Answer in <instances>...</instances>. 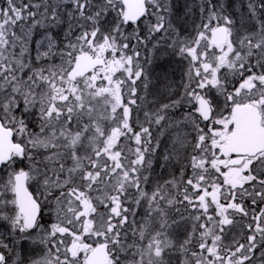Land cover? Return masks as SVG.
<instances>
[{
  "label": "rangeland",
  "instance_id": "rangeland-1",
  "mask_svg": "<svg viewBox=\"0 0 264 264\" xmlns=\"http://www.w3.org/2000/svg\"><path fill=\"white\" fill-rule=\"evenodd\" d=\"M124 1L21 0L13 11L0 7L16 25L13 34L0 28V118L25 150L0 170V224L21 225L10 197L18 173L46 214L61 222L53 233L61 245L37 244L34 236L22 248L23 236L15 262L35 247L28 264H84L94 239L111 229V264H264V188L243 199L235 216L226 215L214 204L220 190L206 192L215 184L209 171L219 152L203 147L207 132L198 125L179 130V120L173 129L169 119L184 100L190 106L184 121L195 122L201 87L203 101L218 108L216 101L228 100L220 80L249 82L255 70L264 80V0H218L213 11L210 0H144L146 15L135 25L127 22ZM220 28L228 32L224 43ZM82 56L101 58L106 67L73 79ZM172 130L168 146H156L154 139ZM181 133L192 139L184 171L188 137L183 141ZM259 163L264 171V157ZM165 187L169 192L160 194ZM77 225L74 254L66 233Z\"/></svg>",
  "mask_w": 264,
  "mask_h": 264
},
{
  "label": "flooded vegetation",
  "instance_id": "flooded-vegetation-1",
  "mask_svg": "<svg viewBox=\"0 0 264 264\" xmlns=\"http://www.w3.org/2000/svg\"><path fill=\"white\" fill-rule=\"evenodd\" d=\"M100 66L106 67L105 62L103 63L101 59H99L97 63V67L99 68ZM251 76L252 78H250L249 82H245V79H240L239 82L224 84L223 81L220 80L218 84L219 92L222 97L224 93H226L228 100L225 102L216 101V103H222V105L218 108H216V104L210 105L208 101H203V87H201V95L199 94L196 102V107L200 110V114L198 112L199 110H197L198 113L196 112L195 116L198 117L195 122L187 124L184 121L185 117L190 114V106L186 104L184 100L182 101V109L179 115H176V117H169L170 121L172 120V123L170 125H172L173 129L176 125V121L179 120L182 121V125H177L176 127H180L179 130L184 127L187 128L185 125L190 126L191 124H193L195 128L198 125L199 128H202V130L204 129L207 133L205 134V139L203 140L206 146L203 145V147L209 148L211 151L216 150L219 152L216 162L211 158V164L213 165L214 169L209 171L210 177L212 178L213 182H215V184L209 186L206 189V192L207 195L208 192L215 195L216 191L220 190L221 195L219 197L216 196L218 200L214 204L220 207H226L225 211L226 215L228 216H235L236 209L241 208L240 206L243 205V203L241 204V200L248 198L249 195L252 196V194L254 193L256 195L262 194L260 191H262V189L264 188V183L262 181L264 171L258 168V163L260 162L261 158L264 157V151L253 156L241 155L239 153H236V151L240 150L258 148L257 140H260L261 137L264 138V80L260 78L262 76L261 72H257L256 70L252 72ZM222 108H224V111H222ZM244 108L248 110L243 112L241 118L245 119L247 128L246 131H243L242 135L239 136V121L235 117V115L239 110ZM214 113H221L223 117H220L217 120L214 118ZM152 120L154 121L153 118ZM216 126H219L220 128ZM259 126L263 130V132H260L259 135H256L254 130L259 128ZM176 131L172 130L168 132L167 137L162 140L158 138L157 140L159 141H155L156 139H154V143H159L156 146L159 145L160 148L167 147L168 143L170 142L169 139L176 134ZM187 137L188 139L185 143V148L183 149L184 151L182 153V160H184V162L187 161L186 163H184L185 167L183 171L188 170V168L190 167L189 152L192 139L190 134ZM187 137L182 135L181 133V138L183 141H185ZM165 142L167 143L166 145ZM203 165H207V162L203 163ZM160 172L161 171H158L157 173L160 174ZM175 172L176 171L174 169V171L172 172H163V175H172ZM16 176L17 175L14 176L15 178L13 183V190L12 192H10V197L13 201V207L16 212V219H19L20 222L18 223H20L21 225L19 228L16 227L7 230L4 224H0V226L3 227V230L5 231L0 235V264H17L14 259V251L17 246L16 242L18 243L20 238L23 236L24 238H22V241L19 242L22 245V248L25 247L24 245H26V243L30 245L31 238L34 239L36 236L37 240L35 242L37 244L43 243L41 242V240L44 239L53 241L51 242L52 244L50 246H52L54 243L56 245H61L59 239L56 238L53 234L55 224L58 225L61 222L56 221L58 219L53 215H50L48 213L46 214L45 206L41 203L40 199L34 193L31 192L39 206V217L37 221L33 222L30 217H24L19 213L14 193ZM203 176H205L204 173ZM24 180L27 185V181L25 178ZM227 183H234V185H230ZM159 192L160 194H164L166 192H169V189L165 187L164 189H160ZM206 192H203V198H205ZM207 195V202L213 205V202L210 201ZM207 202L205 203L206 206ZM121 203L122 205L127 206L123 201V197L121 199ZM154 204H156V202H153L151 205ZM254 209L255 208L253 207L250 208L251 214L253 213V211H255ZM78 218L80 219L81 215ZM84 224H87V222H84ZM77 226L78 227H76L75 231L71 230L67 231L66 233V236L70 238H67L69 241L67 252L70 250L74 254L77 253V250L80 246L79 242L81 241V232L79 231V225ZM92 229L96 230L95 228ZM104 232L105 238L102 240L94 239L95 242L87 251V254L95 247L101 245L104 247L105 253L107 254L108 264H111V250L113 251L111 234L112 230L105 229ZM39 234L42 237H38ZM53 251L56 255L58 254L57 251ZM20 254L21 258L19 259L18 263L28 264L29 261H31L32 256L36 254L35 247H33L32 249H26L24 252H20ZM53 260L56 263L60 262L57 257H54Z\"/></svg>",
  "mask_w": 264,
  "mask_h": 264
},
{
  "label": "water",
  "instance_id": "water-1",
  "mask_svg": "<svg viewBox=\"0 0 264 264\" xmlns=\"http://www.w3.org/2000/svg\"><path fill=\"white\" fill-rule=\"evenodd\" d=\"M124 6L127 9V15L131 23H135L143 19L146 13V6L143 0H125ZM217 34L221 38V43L227 40V30L225 28H220ZM97 60L92 57H82L80 58L74 66L72 72V78H83L90 74ZM245 109L239 110L235 117L239 121L238 125V135H242L243 131H246V121L241 118ZM254 130V129H253ZM254 132L259 135L262 130L257 128ZM256 149L242 150L241 153L248 155H256L261 151H264V138L257 140ZM24 148L20 144H15L13 142V132L10 128H6L0 121V168L3 165H7L11 160L12 155H21ZM15 198L17 201V207L19 213L24 217H30L33 222H36L39 217V206L35 202L33 195L29 192L26 187L22 175H19L15 183ZM1 263V256H0ZM85 264H108L107 254L103 246L99 245L95 247L85 259Z\"/></svg>",
  "mask_w": 264,
  "mask_h": 264
},
{
  "label": "trees",
  "instance_id": "trees-1",
  "mask_svg": "<svg viewBox=\"0 0 264 264\" xmlns=\"http://www.w3.org/2000/svg\"><path fill=\"white\" fill-rule=\"evenodd\" d=\"M19 1H21V0H0V7L1 8L2 7H5L6 9H8V10L10 9V11H13V9H15V8H21V5H20ZM210 1H209V3H210L209 6H210L211 10L212 11L213 10H216V6H217V1L218 0H210ZM26 14H27V12H25V14L23 16H25ZM13 20H14V18H13L12 12H11V14H10V16L8 18H2L1 15H0V28L7 25V31L9 32V34H13V29L12 28L16 26L13 23ZM0 35L2 36L3 34L0 32ZM0 120H1V118H0ZM11 164L12 163H10V165ZM17 169H19V168H17ZM119 199L121 201L122 197L119 196ZM242 202H243V200H241V204H242ZM120 216L121 215L119 214V217L118 218H120ZM116 219H117V217L116 216H113V221L114 222L118 221ZM113 223H110V225H113Z\"/></svg>",
  "mask_w": 264,
  "mask_h": 264
}]
</instances>
